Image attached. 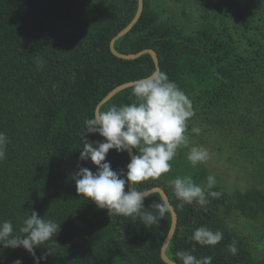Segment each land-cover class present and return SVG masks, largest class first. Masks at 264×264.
Wrapping results in <instances>:
<instances>
[{
    "label": "trees",
    "instance_id": "trees-1",
    "mask_svg": "<svg viewBox=\"0 0 264 264\" xmlns=\"http://www.w3.org/2000/svg\"><path fill=\"white\" fill-rule=\"evenodd\" d=\"M167 1L194 11L190 20L196 26L163 15L160 0H144L142 17L117 40L116 49L122 54L155 50L161 72L192 102L188 143L197 135L214 136L219 151L247 162L258 184L230 192L216 183L212 190L222 193L219 198L182 207L163 180L168 173L136 187H163L177 211V230L167 249L171 260L182 264L176 253L195 249L197 257L212 256V264H264L252 242L256 239L264 252V0ZM138 5V0H0V132L8 139L0 160V221L11 220L18 232L35 211L61 225L56 244L46 245L51 252L36 249L37 257L48 253L39 264H167L161 250L172 225L170 210L148 226L139 217L109 215L79 196L71 178L78 166L97 170L90 160H79L85 119L117 86L156 72L150 54L124 60L110 49ZM132 89L100 111L134 102ZM87 139L103 140L98 134ZM130 159L115 150L106 157L118 172L126 171ZM206 171H195L205 182L201 185L207 184ZM162 200L152 194L145 206ZM233 216L244 221L253 239L234 228ZM201 226L222 232L223 239L199 245L191 237ZM233 242L235 253L228 249ZM17 259L36 264L23 248L0 245V264Z\"/></svg>",
    "mask_w": 264,
    "mask_h": 264
},
{
    "label": "clouds",
    "instance_id": "clouds-1",
    "mask_svg": "<svg viewBox=\"0 0 264 264\" xmlns=\"http://www.w3.org/2000/svg\"><path fill=\"white\" fill-rule=\"evenodd\" d=\"M134 102L120 106H111L103 111H94L91 118L84 121L81 133L82 147L80 161H91L96 166L93 172L88 167L78 166L72 174L76 191L94 203L99 209L107 210L109 215L139 217L144 226L158 223L170 210L167 200L153 201L145 206L149 197L146 190H138L136 185L145 181L159 179L171 171V162L181 147L188 145L189 120L193 116L192 102L185 92L164 72H153L138 79L132 89ZM199 128L192 132L199 133ZM90 134H98L103 140L95 142L87 139ZM8 139L0 132V160L6 156ZM110 150L131 154L126 171L113 170L106 157ZM209 152L204 146H191L187 160L193 166L203 164L209 159ZM207 184H197L191 176L168 181L175 197L183 204L196 203L204 206L208 197L219 198L222 193L213 191L216 178L207 176ZM154 208L155 212L148 209ZM61 225L52 219H45L32 211L19 227L14 229L11 220L0 221V245L3 248L26 250L39 264L46 260L36 256V249L56 244L55 237ZM191 239L201 246H214L223 239V233L205 226L196 228ZM49 252V247H46ZM230 252L237 251L235 242L228 246ZM195 249L176 253L182 264H212L213 257H197ZM14 264H23L17 259Z\"/></svg>",
    "mask_w": 264,
    "mask_h": 264
},
{
    "label": "rangeland",
    "instance_id": "rangeland-1",
    "mask_svg": "<svg viewBox=\"0 0 264 264\" xmlns=\"http://www.w3.org/2000/svg\"><path fill=\"white\" fill-rule=\"evenodd\" d=\"M160 4L161 6L159 7V10L163 15L167 16L170 13L174 17L173 19L175 20L182 23L184 21V23L190 24L191 28L193 26H196L195 21L193 19L190 20L191 14L195 12L191 11V13L189 11V7L174 5L167 0H160L159 5ZM191 141L192 144L188 143L187 146L181 147L179 149L182 156H177L176 158H174L173 163L178 169H175V165L172 166L171 171L174 175L180 177L191 176L195 182L199 184H205L203 180L200 181V178L197 175L198 172L195 171H206L204 167L208 166V169L206 171L207 176L209 174H213L216 178V183L220 186L225 187L230 192H234L237 190L245 191L248 188H251L253 185L255 186L258 184V180L255 178L254 175L251 174V170L249 171L250 168L247 165V162L242 159H239L238 156H232L233 158L230 157V154L226 151H219V147L217 146V144H215L216 139L214 136H211L210 134L206 136L197 135ZM194 145L204 146L210 154L207 162L199 164V166L195 168L188 162L186 158L189 148ZM169 177L170 175L168 173L167 177H164L163 180L168 182L169 180H171ZM230 220L234 228H237L248 239H253L251 231L247 227H245L244 221L241 218H239L238 216H233ZM253 240H255L252 242L255 245L254 248L256 250L257 255L259 256V258L264 257V252L262 251L261 253L258 249L256 239Z\"/></svg>",
    "mask_w": 264,
    "mask_h": 264
},
{
    "label": "water",
    "instance_id": "water-1",
    "mask_svg": "<svg viewBox=\"0 0 264 264\" xmlns=\"http://www.w3.org/2000/svg\"><path fill=\"white\" fill-rule=\"evenodd\" d=\"M138 11L136 13V16L134 17V19L131 21V23L125 28L123 29L117 36H115L110 44V49L111 52L118 58L120 59H124V60H136L138 58H140L141 56L145 55V54H150L154 60V63L156 65V72L160 71L161 72V68H160V59L159 56L157 54V52L155 50L152 49H147V50H143L141 52L138 53H133V54H122L120 52L117 51L116 49V42L118 39H120L121 37L125 36L126 34H128L134 27L135 25L138 23V21L140 20V18L142 17L143 11H144V0H138ZM136 81H132V82H128V83H124L121 84L119 86H117L116 88H114L97 106L96 111H100L101 107L103 105H105L107 102H109L113 97H115L117 94H119L120 92L134 87ZM129 154V153H128ZM129 156L131 157V154H129ZM149 193V196L155 193H158L161 195L163 200H167L168 203L170 204V212L172 215V225L169 231V234L163 244L162 250H161V257L163 259V261L167 264H180L177 263L173 260H171L169 258V256L167 255V249L176 233L177 230V226H178V214L177 211L174 207V205L171 203L166 191L163 189V187H154L150 190L147 191Z\"/></svg>",
    "mask_w": 264,
    "mask_h": 264
}]
</instances>
